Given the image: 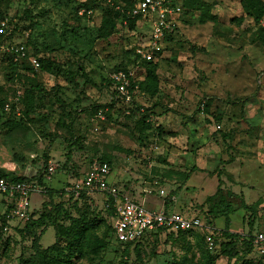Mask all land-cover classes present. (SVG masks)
<instances>
[{
    "label": "rangeland",
    "instance_id": "374dc122",
    "mask_svg": "<svg viewBox=\"0 0 264 264\" xmlns=\"http://www.w3.org/2000/svg\"><path fill=\"white\" fill-rule=\"evenodd\" d=\"M115 1L120 0H108ZM104 2L0 0V22L11 35L5 46L26 47L24 56L10 54L23 62L17 75L7 58L0 61V171L32 179L54 170L42 183L35 180L40 191L32 197L28 222L8 220L5 210L11 206L0 200V264L32 263L33 239L43 231L40 245L47 250L67 247L81 228L89 236L76 264H125L108 230L107 195L75 192L70 185L74 172L101 157L112 163L109 182L124 176L132 178L128 186L134 181L157 186L165 197L145 194H157L170 206L178 201L175 212L187 218L193 213L183 211L186 202L195 214L207 216L206 201L200 205L196 192L184 190L189 177L220 176L223 199L241 217L233 230L264 232V148L254 146L259 162L241 152L246 136H264V0H176L183 10L178 29L168 35L150 83L145 69L133 71L129 100L112 76L133 58L132 48L149 41L152 26L143 21L130 29L119 22L104 39L101 20L109 15ZM31 58L56 66L37 74ZM144 80L148 83L140 84ZM68 141L82 149L71 162ZM239 156L244 171L237 164L228 179L226 167ZM243 203L254 211L244 210ZM222 243L221 252L209 255L199 239L149 238L133 258L136 264H264L246 245Z\"/></svg>",
    "mask_w": 264,
    "mask_h": 264
},
{
    "label": "built area",
    "instance_id": "2783aa9c",
    "mask_svg": "<svg viewBox=\"0 0 264 264\" xmlns=\"http://www.w3.org/2000/svg\"><path fill=\"white\" fill-rule=\"evenodd\" d=\"M182 8L176 0H137L130 13L132 18L141 17L143 21L150 22L152 32L149 41L138 47L137 56L146 62H153L156 57L165 50V42L169 34L178 29L179 17L182 15ZM264 28V23H263ZM7 24L0 25V36L6 34ZM0 53L16 54L20 57L25 54V47H6L0 44ZM17 58V57H16ZM18 60V58H17ZM34 69H40V63L31 58ZM134 78V72H118L112 76L118 87V91L129 100L128 88ZM220 127H218V130ZM50 168L49 172L53 173ZM112 168L107 164L95 163L92 165L81 181L73 182L75 192L88 191L90 193H102L111 199L106 202V209L112 206L115 209V216L112 225L115 231V238L118 243L130 244L140 241L148 234L158 231L173 233L206 231V242L210 251L216 249L214 230L206 226L201 217L187 218L182 214L170 212L166 209L161 211L148 210L144 205L127 195L116 185H111L109 178ZM158 185V184H157ZM158 190L160 197H165L166 191ZM37 185L29 182H12L0 177V200L11 206V214L8 219H17L28 222L32 216V197L38 193ZM153 190H148V195L153 194ZM254 244L256 254L264 259V232L255 234Z\"/></svg>",
    "mask_w": 264,
    "mask_h": 264
},
{
    "label": "trees",
    "instance_id": "16d2710c",
    "mask_svg": "<svg viewBox=\"0 0 264 264\" xmlns=\"http://www.w3.org/2000/svg\"><path fill=\"white\" fill-rule=\"evenodd\" d=\"M104 1H105L104 2L105 5H107L106 6V8H107L106 14H109V15L104 14L103 18L101 20L102 23H101L100 32H102L101 34H103L104 39H108L112 36L114 31L116 30V23L117 24H119V22L120 23H126L127 27L129 25L130 29H134L136 27V24L143 22V19L141 17L132 18L130 16V13L132 12L134 5H135V2L132 3V0L115 1L116 4L115 3L111 4L108 2V0H104ZM247 7H248L249 12H252V10L254 9L252 7L251 3H249V5L247 4ZM0 25H1V22H0ZM262 30L264 32V29H262ZM10 36L11 35L7 34V31H6V34L4 36H0V44L5 45ZM137 49H138V47H134L129 51V53H131V55H132L131 57H133V58H131V60L129 62H127V64H125V66L120 71H124V72L129 73V72L135 71V69H137V68H139V69L143 68V69H145V72H146L144 79L146 81L148 80V82L150 83L149 80H151V77L154 75L153 70H154V68H157V65H158L157 60L159 59V57H161V55H163L164 52L162 54H160L158 57H156V59L158 58L157 60L155 59L153 62H146V61L141 60L137 56V54H136ZM6 58H7V62H9V67H10L11 71L13 72V75L14 76L17 75L14 73H16L18 71V69L21 67V64L23 62H20L19 61L20 59L17 60V58L11 57L10 54H8V53H0V61H3V60L6 61ZM10 59H12V60H10ZM38 61L40 63V69H38V70L34 69V67L30 63H26L27 67L32 66L31 68L35 71V73H37V72H41L43 70V68L51 69L52 67L56 66V64H52L48 67V65L45 66V62L43 60H38ZM135 73H136V71H135ZM134 79H135V77L133 78V80ZM152 79H154V77H152ZM145 80L143 82H141L140 84H144L146 82ZM148 82H146V83H148ZM149 85H150V87L155 88V85H153V84H149ZM140 88L143 90L142 86H140ZM152 88H151V91H153ZM15 94H18V92L15 91ZM19 95L21 96L20 93H19ZM21 99L22 100L25 99V98L23 99V93H22ZM13 112H14V108L12 109V112H10L9 114H12ZM7 124H11V123L8 121ZM220 129H221V127H220ZM73 140H76L75 137H73ZM70 142L71 141H68V143H69L68 153H67V161L68 162H71L73 160V154L75 153V151L82 150L78 147L79 143H77L76 141H74V142L72 141L71 143ZM95 163H101V164L107 163L110 167H112V163L109 162L107 159L102 158V157L100 159H94V158L91 159V161L89 162V166L91 167ZM90 167L87 166L85 168L87 170H84L80 174H78V171L74 172L72 174L73 177L75 176L73 178V180L75 182L81 181ZM48 170L49 169H44L43 171L38 172V175L32 179L16 178V177H13L12 175H10L9 173H4L2 171H0V177L6 178L12 182H29V183H35V185H36L37 183L35 182V180L42 183V180H45V178H46V174L49 175ZM218 178H219V187H218L216 194L213 195L212 197L208 198L206 201V207H207L206 215L207 216L206 215H205L206 217L201 216V218L205 222L206 226L211 227L214 230V239H215L216 249L212 250V251L209 250L207 242H206V237H207L206 231H190V232H179V233H173V232H167V231H158L156 233L148 234L146 237H144L143 239H141L140 241H137L135 243H130V244L118 243L116 241L115 231H114V228L112 225V219L115 216V209L113 206L110 209H104L105 214H106V218L110 220L108 222V230L114 236V240H115L116 244L119 245V247L122 249V256L124 259V263L125 264H136V260L133 257H134V255L138 254V249L141 248V245L144 244V242L147 241V239H149V238L159 239V238L164 237L165 242H173V241L180 239L182 236L188 237L189 240H191V241L196 240V239L197 240L199 239L200 241H202L204 243L205 250L207 253H209V255L210 254L211 255L218 254L219 251L221 252L222 246L224 244V243H222V240H224L225 243H227V245H231L233 243L239 244V245H246L247 253L250 254L251 256L256 257L257 256L256 246L254 244L255 234L248 233L247 235H245V234L244 235H242V234L238 235V234L231 232V226H232V218L231 217L235 215L236 211L233 209V206L231 203H228L223 199V196H222L223 193L221 191L222 190L221 189L222 180H221L220 176ZM70 185L73 186V184H71V183H70ZM82 192L90 193L86 190H84ZM232 197H234V196H232ZM108 201H110V204L113 205V203L111 202V199L107 197L106 202H108ZM243 207H244L243 209L246 211H249V212L254 211L253 206H247L246 204L243 203ZM9 212H10V210L5 211V213L7 215V219H8ZM33 217H34V215H33ZM41 217L44 218L45 215H42ZM221 218L225 219V223H226L225 229L222 231H217L215 228V222ZM43 226L44 225L42 223V224H39L37 226V228L40 229ZM91 229H95V228L92 227ZM44 232L45 231H43V233ZM43 233H41L40 237L33 239L32 249H33L34 255L30 259L32 261V263H30V264H76V261L80 257L81 258L84 257V255H85L84 246L85 245L83 244V240L85 238V235L88 234V236H89V229L88 228H86L85 231L82 230V228H81L80 231H78L76 238L73 241V243L68 244L67 247H63V245H60V247H59V245L56 244L55 246H53L47 250H43L41 245H40L41 239L44 236ZM137 257L139 258V255H137ZM258 259L264 262V259H262V258H258Z\"/></svg>",
    "mask_w": 264,
    "mask_h": 264
},
{
    "label": "crops",
    "instance_id": "0c3cea01",
    "mask_svg": "<svg viewBox=\"0 0 264 264\" xmlns=\"http://www.w3.org/2000/svg\"><path fill=\"white\" fill-rule=\"evenodd\" d=\"M259 132H263V128L259 129ZM245 138H246V146L241 147L242 155H246V156L250 155L249 157L254 156L253 159H256L255 162H257V160L259 162L260 161L259 157L261 156L259 154L260 150L257 151L256 149H254V146L256 148H259V149L264 148V136H263V134L260 136L259 139H258V137L251 139V137L248 138L247 136ZM248 149H249V151H248ZM245 152H247V153H245ZM250 152H252V153H250ZM238 158L239 159L237 160V162L233 163L231 166L226 167L227 171L225 172L224 175L228 176V179H230V177H231L230 172H232V171L235 172L236 169H233V168H235L237 164L239 165V167H238V169L240 170L239 172L244 171V169L241 171L242 167H240V166H242L241 162H240L241 157L239 156ZM213 164H215V163L213 162ZM205 175H206V177H202V178H197V177H195V175L190 176L188 182L186 183V185L184 187V190L186 191L187 194H190V191H193V193L196 192L197 198L201 202L200 205H202L205 201H207V199L209 197H212L213 195H215L217 190H218V187H219V178L217 176L216 177L215 176L210 177L208 174H205ZM239 177L240 176L238 175V177L235 179V181L238 180ZM221 180L223 181V178H221ZM127 181H132V178H129V180H126V177L123 176L120 181H118V182L113 181V182H110V184L116 185L118 188L123 190L127 195L131 196L134 200H136L140 204L144 205L148 210L161 211L163 209H166L167 211L175 212V210H176L175 204L178 201H175L176 203H174L173 206H170L166 200H164L162 198L159 199V197L156 196L157 194L153 195V196H147L145 194L146 191H148V190H153L154 192L158 193L157 192L158 190L155 187H152L151 184H150V186H148V183H145V186H144L143 182L134 181V182H132L131 185L128 186L126 183ZM123 182H125V183L122 185ZM237 182H239V180ZM119 184H121V186H119ZM195 188L197 189L196 191H194ZM205 193H208V195H210V193H211V195L210 196H204V195H207ZM241 193H244V191H242ZM243 195L245 196V193ZM183 207H184L183 211L188 212V213H193V216H192L193 218L201 217V214H195L194 213V211L192 210L193 206L191 204L188 205V203L186 202V204H183ZM236 216H237V214L235 216L231 217L232 218L231 232L235 233V234H237V231L233 230L234 229L233 225L237 224V227H238L240 225V221H239L240 219L239 218H241V217L237 218ZM219 220H222V223L218 227L216 222ZM217 221L215 222L216 230L217 231L224 230L225 224H226L225 219L221 218V219H218Z\"/></svg>",
    "mask_w": 264,
    "mask_h": 264
}]
</instances>
